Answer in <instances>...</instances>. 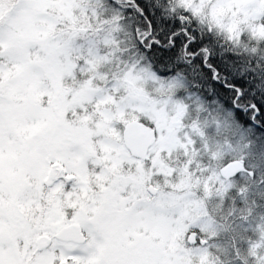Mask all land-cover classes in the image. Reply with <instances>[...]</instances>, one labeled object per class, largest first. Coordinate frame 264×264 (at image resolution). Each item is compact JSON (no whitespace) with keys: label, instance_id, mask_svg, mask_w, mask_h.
I'll return each instance as SVG.
<instances>
[{"label":"snow or ice","instance_id":"obj_1","mask_svg":"<svg viewBox=\"0 0 264 264\" xmlns=\"http://www.w3.org/2000/svg\"><path fill=\"white\" fill-rule=\"evenodd\" d=\"M0 264H264V0H0Z\"/></svg>","mask_w":264,"mask_h":264}]
</instances>
